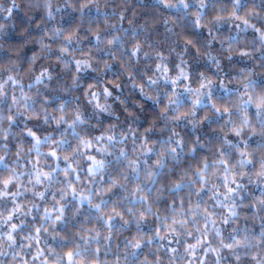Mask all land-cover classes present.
Here are the masks:
<instances>
[{"label": "clouds", "instance_id": "1", "mask_svg": "<svg viewBox=\"0 0 264 264\" xmlns=\"http://www.w3.org/2000/svg\"><path fill=\"white\" fill-rule=\"evenodd\" d=\"M0 264H264V0H0Z\"/></svg>", "mask_w": 264, "mask_h": 264}]
</instances>
